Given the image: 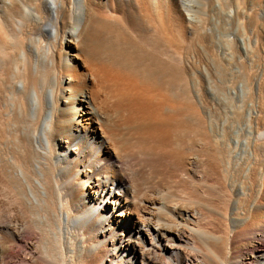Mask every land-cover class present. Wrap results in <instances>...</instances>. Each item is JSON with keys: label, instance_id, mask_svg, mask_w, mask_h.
I'll return each mask as SVG.
<instances>
[{"label": "bare ground", "instance_id": "obj_1", "mask_svg": "<svg viewBox=\"0 0 264 264\" xmlns=\"http://www.w3.org/2000/svg\"><path fill=\"white\" fill-rule=\"evenodd\" d=\"M1 198L0 264H264V0H0Z\"/></svg>", "mask_w": 264, "mask_h": 264}, {"label": "rangeland", "instance_id": "obj_2", "mask_svg": "<svg viewBox=\"0 0 264 264\" xmlns=\"http://www.w3.org/2000/svg\"><path fill=\"white\" fill-rule=\"evenodd\" d=\"M214 49L215 48H213V50ZM215 50H216V54H218V53L220 54L221 53V51L219 52L217 49H215ZM203 51L205 52V50L201 49L200 51L198 50V52H197L198 54L201 52L200 53L201 55L199 54L198 56H199V58H201L200 60L203 61V62H201V64L203 63L202 67H203V70L205 72V73L203 72L201 74H198L199 77H200L199 79L201 80V83L203 82L202 85H201V87H202L201 88V97H202V101L204 102L206 107H208L207 109L211 113V118L212 119L210 118V120H212L213 126L215 127V130L217 132V135H218L217 141H218V143L219 144H223V143L225 144L226 143V146H228L227 147L228 150L226 149V152L227 151L228 152L225 155H226V158L228 156V159H229V155H230V121H228V120H230V96L229 95L227 96L226 93L230 89L229 88L230 87V78L228 76L223 77L222 75H224V74L221 73L220 68H218V67L216 68L213 65V63H211L209 61V59L207 58V54H204ZM213 52H214L213 55L216 56L215 51H213ZM213 52H210V53H213ZM205 53H207V51ZM202 58H203V60H202ZM206 63L207 64L209 63V66H207ZM204 66H206V68ZM224 91H226V92H224ZM190 137L191 136H190V133L188 131V136H187V138L185 140V145H184V146H186V151H187L186 153H188L187 147L189 148V145H190V141H191ZM225 137H227V138H225ZM201 143H203V140H202ZM226 146H225V148H226ZM187 159H189V157H187ZM226 161H227L226 169L228 167V169L226 171H229V172H226V171L225 172H226V175L228 177H230L228 175V173L230 174V169H229L230 168V166H229L230 165V160L226 159ZM247 162L248 161L246 159L244 161L245 164L243 163V161L240 163V166H239L240 167L239 168V173L240 174H239V176H237L235 178V179H237L236 180V184H238V186L244 185L245 182L247 183V181H246L247 179L246 178H248V177H246V178L242 177L241 176V172H240L241 169H243L245 166H247V164L249 163V162L248 163ZM228 163H229V165H228ZM204 168L202 167L200 171L205 172ZM170 186H172V184H170ZM173 187H174V184H173ZM243 198L245 199L244 195H240V196L237 195V196L234 197V200H236L235 202L239 203V201H243L244 200ZM239 199H241V200H239ZM0 200L2 201V198ZM258 221H260L261 222L260 225L261 224L262 225L260 227H256L258 225V222H257L256 226H255L256 229L257 228L264 229V206L262 207V209L260 211V217H259ZM262 231H264V230H262ZM262 231H260V232L259 231H255V232L254 231H250V233L244 238V240H242L237 245V248H238V251H239V255H242V256H245V257L246 256L251 257L254 247L257 246L258 240L261 239L260 238V236H261L260 233H262ZM5 236H6L5 231L4 230H0V255L3 252V250L7 247V242L8 241H7V238ZM256 255L261 257L260 258V262L264 263V250L256 251ZM19 263L20 262L18 260H16V261L13 260L12 263H8V264H19Z\"/></svg>", "mask_w": 264, "mask_h": 264}]
</instances>
